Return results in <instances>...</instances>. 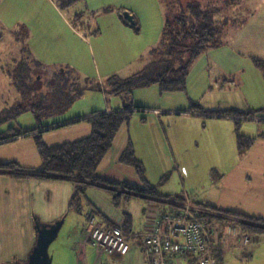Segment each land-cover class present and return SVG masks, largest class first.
<instances>
[{
    "label": "rangeland",
    "instance_id": "obj_1",
    "mask_svg": "<svg viewBox=\"0 0 264 264\" xmlns=\"http://www.w3.org/2000/svg\"><path fill=\"white\" fill-rule=\"evenodd\" d=\"M71 2L0 0V36H3L0 42V135H9L10 127L21 129L37 125L36 114L30 111L13 117L17 105L43 107L38 111L41 123H50L51 99L63 97H56L55 92L61 91V95L70 97L80 91L83 98L73 104V109L79 111L104 108L105 98H114L110 93L111 76L130 78L158 59L157 50L168 13L166 0H78L72 5ZM54 6L60 8L61 16L52 11ZM125 13L136 17L139 30L133 26L116 28L112 24L120 17L125 18ZM225 14L229 17L223 38L226 45L208 50L196 61L188 77L187 94H165L169 96L164 95L162 100L169 109L160 121L153 115L137 114L131 122V140L146 170L154 179L163 177L158 185L161 193L174 196L187 193L193 200L214 204L222 189L219 175L237 161V135L256 136L259 134L257 124L244 120L237 126L233 120H217L206 115L193 120L182 116L181 111L191 106L190 100L205 110L249 112L259 110L251 108L264 107V72L254 63V58L264 60V0H242L238 5L226 7L221 17ZM51 16L54 24H50ZM15 24L18 41L9 28ZM30 55L48 61L45 65L38 60L42 66L37 68L33 62H25L24 58ZM50 60L54 66L52 72ZM56 61L70 62L65 63V71H61L55 70ZM27 68L29 76L20 80L24 95L14 85L10 74L17 75V71ZM158 90L157 86L139 89L132 101L147 102L154 107L155 101L161 99ZM64 107L63 103L55 108L52 116L66 114L67 109L60 111ZM142 117L148 121L142 122ZM90 189L94 190L88 197L94 202L99 199V192L109 195L103 190ZM139 201L134 200L131 205L122 202V206L140 212ZM83 207L87 208L85 204ZM141 216L144 217L143 211ZM230 224L234 222L217 223L215 227L224 232ZM91 248L90 253L98 251L95 246ZM247 249L238 247L243 253ZM75 250L80 254L78 241L72 239L67 228L61 229L47 247L52 264H77L78 261L93 264L90 260L83 263ZM112 259L113 263H120L118 257Z\"/></svg>",
    "mask_w": 264,
    "mask_h": 264
},
{
    "label": "trees",
    "instance_id": "obj_2",
    "mask_svg": "<svg viewBox=\"0 0 264 264\" xmlns=\"http://www.w3.org/2000/svg\"><path fill=\"white\" fill-rule=\"evenodd\" d=\"M78 0H72L71 4ZM168 3V13L166 14L162 39L157 50L158 59L139 74L130 78L121 79L117 75L111 76L110 93L113 95H124L131 99L136 88H146L157 86L161 94L187 92L188 77L196 61L208 50L218 49L225 45L223 40L224 30L228 26L229 17L224 14L226 7H232L241 3L242 0H166ZM223 4V5H222ZM223 6V9H222ZM221 17V19L219 18ZM123 18V17H122ZM134 28L138 29L136 20ZM125 19V18H123ZM139 30V29H138ZM94 33H97L94 31ZM25 62L31 63L39 68V64L32 55L26 56ZM256 66L264 72V60L254 58ZM15 73V72H14ZM17 75L10 74L14 85L22 94H26L22 87V80L29 76V69L17 71ZM23 74V76H21ZM22 78V79H21ZM60 92H55L56 97L51 99L50 113L62 104L65 107L60 111L68 109L76 99L82 96L80 91L74 92L70 98L65 97ZM60 104H55V103ZM34 106V105H33ZM22 107L17 105L13 117H18L27 111L36 114V127L16 129L10 127L9 135H0V146L9 144L23 137H32L42 160V167L39 169H28L17 162L0 163V176H7L15 179H39L54 180L72 183L75 187L74 195L69 202V209L82 214L86 193L90 188H96L107 192L113 198L115 206L123 201L133 199H143L150 204L163 206L159 212V217L167 213L173 207H181L184 203V196L164 194L158 189L162 181L153 184L146 179V168L141 159L137 157L134 145L130 140L128 147L121 156L120 161L132 167L142 179V185L107 180L99 173L100 166L107 154L113 149L116 138L124 125H129L135 113H141L143 107H135L132 110H117L110 113L95 111L85 116L62 121L54 125H44L38 116V111L43 107ZM30 109V110H28ZM180 114H190L196 116H207V118H228L233 120L237 126L244 120L264 121V109L239 112L236 109L227 110H205L200 104L191 102V106L181 111ZM144 117L141 118L145 122ZM80 122L90 124L91 134L84 139L56 145H48L43 140V134L50 130L76 125ZM255 139L246 135H237V145L240 152L250 150ZM163 177L160 179L162 180ZM192 209L197 217L207 222L210 228L216 229L215 225L225 221H232L239 228L242 234L249 236L264 235V219L239 213L232 209L219 208L212 203L192 201ZM93 214L98 215L106 227H114L105 217L102 218L96 211L85 214L89 220ZM98 217V219H99ZM99 219V221H100ZM128 235L132 229V219L126 214L125 225L122 226ZM144 242V238H143ZM221 251L216 252L218 258ZM195 261V260H192Z\"/></svg>",
    "mask_w": 264,
    "mask_h": 264
},
{
    "label": "crops",
    "instance_id": "obj_3",
    "mask_svg": "<svg viewBox=\"0 0 264 264\" xmlns=\"http://www.w3.org/2000/svg\"><path fill=\"white\" fill-rule=\"evenodd\" d=\"M51 9L55 15H62L60 8L54 6ZM54 23V19L51 16L50 24ZM112 24H115L116 28L120 26H124L125 28L134 26L121 17L118 21H113ZM16 25L17 24L10 25L9 28L13 30L15 40L18 41L16 37L18 34L14 31ZM1 41H3V36H0V42ZM32 57L45 65L48 61L39 56L38 59L36 56ZM58 62L59 61L55 62L57 68L55 70L60 69L61 71H65L63 65L70 61ZM52 66L53 63L50 60L51 72L54 69V66ZM3 70L6 72L5 68H3ZM150 87L136 88L133 91L131 99L124 95H113L114 98L112 100L105 98L104 108L101 107L99 110L90 112L73 109L76 104L75 101V104L73 103L74 105L72 104L73 106L71 105L66 110V114L52 116V113H50V123L44 125H54L62 121L88 115L95 111L110 113L117 110H132L135 107L144 108V112L135 113L136 115H153L160 121L162 114L166 112V109H169V106H166L162 100L165 94L159 92L161 94V99L155 101L154 107L147 105V102L137 103L132 101L135 91L139 89H148ZM254 90L257 92V89ZM167 96L169 95H165V97ZM68 98L70 97L64 100ZM81 98H83V96L78 98V100ZM61 100L62 99H58V102ZM190 101L192 102V100ZM58 102L55 104H60L63 100L60 103ZM251 109L260 110L264 109V107ZM62 112H65V110ZM181 115L193 120L198 118L196 115L184 113ZM216 119L230 120L228 118ZM145 121L147 122L148 120L145 119ZM251 122L257 124L259 134L256 136H249L255 139L250 150L244 152H240L239 150L236 163L230 168H225L223 174L219 175L222 189L220 190V194L216 197V204L213 202L212 204L219 208L232 209L244 215L264 219V121L252 120ZM37 125L32 127H36ZM91 131L92 128L89 123L80 122L76 125L50 130L43 134V140L48 145L73 142L87 138L91 134ZM131 139L130 123L121 128L113 149L102 162L99 169L102 178L133 185H142L143 181L137 172L132 167L120 161ZM136 149L137 148H135L137 157L143 161ZM6 162H17L28 169L41 168L42 160L38 153L35 140L32 137H23L9 144L0 146V163ZM161 178L162 177H160L159 180L152 178L148 170H146V179L149 182L158 184ZM91 190L94 189H90L86 193L84 204L87 208L84 207V215L96 211L101 213L100 215L102 218L105 217L110 224L121 227L125 225L126 214L131 216L132 229L128 234L131 249L127 255L118 256L107 253L101 255L97 250L95 253L89 252L94 245L87 239L86 230L88 219L86 216H81V214L69 209V202L75 192V187L72 183L54 180L15 179L7 176H0V264H27L38 242V229L51 228L57 224H59V228L56 236L61 229L67 228L72 239L78 241L79 248H81L80 254L78 250H75V252L78 254V258H80L81 255L84 261L83 263L90 260L93 261V264H115L112 262V258L118 257L119 260L117 261L120 262L119 264H148L143 251V234L149 233L155 228L159 219V212L163 206L150 204L143 199H133L123 202L131 205L134 200L142 201H139L137 205V207L140 208V212L138 210H128L122 206V202L118 207L115 206L113 198H111L110 195H104L100 192L99 199L94 202L88 197ZM142 211L144 212L143 218L141 216ZM95 216L99 217L98 215ZM100 221L102 220L100 219ZM251 237L252 243L244 253L239 251L237 244L232 242L230 249L221 252L218 257V264H264V235H253ZM69 245L71 246L72 243H69ZM48 257L50 258L49 255ZM77 264L82 263L78 261Z\"/></svg>",
    "mask_w": 264,
    "mask_h": 264
},
{
    "label": "built area",
    "instance_id": "obj_4",
    "mask_svg": "<svg viewBox=\"0 0 264 264\" xmlns=\"http://www.w3.org/2000/svg\"><path fill=\"white\" fill-rule=\"evenodd\" d=\"M184 198L181 207L168 210L151 232L143 234L148 264H217L216 252L224 251L232 242L243 249L251 245L252 237L242 234L235 225H228L224 232L210 228L194 214L193 199L187 193ZM86 231L87 239L101 255L125 256L130 252L129 235L121 226L106 227L93 215Z\"/></svg>",
    "mask_w": 264,
    "mask_h": 264
},
{
    "label": "water",
    "instance_id": "obj_5",
    "mask_svg": "<svg viewBox=\"0 0 264 264\" xmlns=\"http://www.w3.org/2000/svg\"><path fill=\"white\" fill-rule=\"evenodd\" d=\"M124 16L130 24L136 25L135 18L132 15L125 13ZM58 228L59 224L47 229H38V242L27 264H52L51 259L48 257L47 247L54 240Z\"/></svg>",
    "mask_w": 264,
    "mask_h": 264
}]
</instances>
